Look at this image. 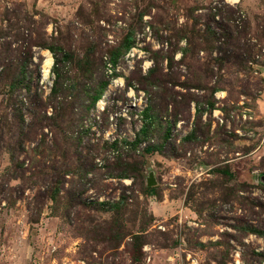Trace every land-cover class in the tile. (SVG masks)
<instances>
[{"label":"rangeland","instance_id":"374dc122","mask_svg":"<svg viewBox=\"0 0 264 264\" xmlns=\"http://www.w3.org/2000/svg\"><path fill=\"white\" fill-rule=\"evenodd\" d=\"M263 177L264 0H0V264H264Z\"/></svg>","mask_w":264,"mask_h":264},{"label":"bare ground","instance_id":"6f19581e","mask_svg":"<svg viewBox=\"0 0 264 264\" xmlns=\"http://www.w3.org/2000/svg\"><path fill=\"white\" fill-rule=\"evenodd\" d=\"M50 65H51V59H48V60L46 61V66H45V70H44V73H45V74L48 72V69H49ZM117 83H118V80H117V79L114 80L113 82H111V84H110V86H109V89H108L107 91H110V90L114 89V86H115V84H117ZM103 105H104V96H103V98H100V99L98 100L97 107H100V108H101Z\"/></svg>","mask_w":264,"mask_h":264},{"label":"trees","instance_id":"16d2710c","mask_svg":"<svg viewBox=\"0 0 264 264\" xmlns=\"http://www.w3.org/2000/svg\"><path fill=\"white\" fill-rule=\"evenodd\" d=\"M107 87V83L105 82L104 84H102L101 85V87H100V90H99V92H97L96 93V95H95V97H94V101H93V103L92 104H95V101L97 102L98 101V99L101 97V94L103 93V91L105 90V88ZM153 148H158V147H153ZM149 149V148H148ZM156 150H158V149H156Z\"/></svg>","mask_w":264,"mask_h":264},{"label":"built area","instance_id":"2783aa9c","mask_svg":"<svg viewBox=\"0 0 264 264\" xmlns=\"http://www.w3.org/2000/svg\"><path fill=\"white\" fill-rule=\"evenodd\" d=\"M236 264H239V261H236Z\"/></svg>","mask_w":264,"mask_h":264},{"label":"water","instance_id":"95a60500","mask_svg":"<svg viewBox=\"0 0 264 264\" xmlns=\"http://www.w3.org/2000/svg\"><path fill=\"white\" fill-rule=\"evenodd\" d=\"M262 180L264 181V177L262 178Z\"/></svg>","mask_w":264,"mask_h":264}]
</instances>
